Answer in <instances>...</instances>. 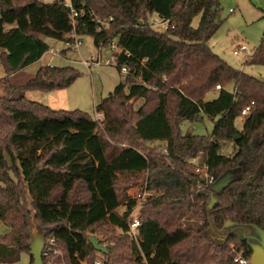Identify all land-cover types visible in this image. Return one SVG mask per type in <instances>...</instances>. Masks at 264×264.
I'll use <instances>...</instances> for the list:
<instances>
[{"label":"trees","instance_id":"obj_1","mask_svg":"<svg viewBox=\"0 0 264 264\" xmlns=\"http://www.w3.org/2000/svg\"><path fill=\"white\" fill-rule=\"evenodd\" d=\"M70 6L74 23L64 0H0V222L8 228L0 233V263L29 254L31 222L62 253L63 261L42 256L43 264H94L99 254L102 264H233L229 241L250 255L246 240L233 233L223 246L209 235H224L227 221L264 230V80L209 47L222 22L218 0H70ZM152 14L167 28L152 27ZM96 17L111 20L99 27ZM72 33L116 48L111 56L123 74L94 106L100 120L25 97L27 90L69 87L81 75L73 66L42 65L18 89L10 81L47 52L45 38L64 42ZM245 62L264 66V32ZM214 89L216 96L204 100ZM205 115L214 119L210 134L180 133L182 120ZM157 141L159 148L152 146ZM197 156L212 183L228 171L235 177L214 193L210 210L212 183L199 189L203 180L191 169ZM134 180L159 191L144 200L137 241L128 222L134 201L124 193ZM99 232L100 241L114 242L105 253L88 240Z\"/></svg>","mask_w":264,"mask_h":264},{"label":"rangeland","instance_id":"obj_2","mask_svg":"<svg viewBox=\"0 0 264 264\" xmlns=\"http://www.w3.org/2000/svg\"><path fill=\"white\" fill-rule=\"evenodd\" d=\"M43 2H52L54 0H41ZM64 3L69 4L70 0H64ZM218 17L222 21L219 29L213 35L208 45L211 50L219 55L223 60L229 63L231 66L243 70L245 73L250 74L258 79L264 80V66L247 64L245 62L248 57L245 52H240L238 55L232 53L233 50L238 49L241 44L247 46L248 50L252 54L255 48L261 42L264 32V0H218ZM160 18L156 14H152L149 17V22H159ZM198 23V17L194 18L192 25L196 26ZM161 29L159 27H155ZM82 44L70 51H62L67 53L66 57L61 54H52L50 50H60L63 48V42L57 41L51 38H45L49 43V50L36 62L28 65L21 71H18L10 76V81L15 89L20 88L26 84V81L36 72V70L46 64L65 66L70 65L76 68L81 75L67 88L55 90L53 92L44 93L37 90H27L24 95L30 100L38 101L50 106L53 109H66L73 110L78 109L83 112L94 116V106L101 101L120 81L122 74L118 71L115 63H110L112 49L110 46L100 47V51L94 45L91 36L83 35L80 36ZM92 56L98 58L97 64L87 65L84 63L85 60ZM5 76V73L0 65V78ZM3 89L0 86V94ZM216 96L215 89L209 92L204 100L208 101ZM214 119L208 116H203L202 119L189 121L182 120L179 125L181 134H198L208 135L212 131ZM235 125L238 128L242 126V118L235 120ZM161 142H154L153 147L159 148L162 146ZM193 172L194 168L191 166ZM130 181L133 182V177H129ZM119 180L125 182V177L120 176ZM135 181V180H134ZM125 188L124 193L129 199H133V195L137 190H141L145 187L142 185L144 182L132 183ZM201 189V188H199ZM154 195H158L159 191L152 189ZM149 196V195H148ZM147 196V197H148ZM146 197V198H147ZM129 200H125V204L120 205L116 208L118 213H123L126 210V203ZM144 203V202H143ZM142 203V205H143ZM135 207L133 215L140 219L141 208ZM184 219H182L183 221ZM34 227L39 226L34 223H30ZM29 224V226H30ZM6 226L0 222V233L1 230ZM41 229V228H40ZM6 232V231H5ZM115 235L120 234V230L115 229ZM95 236L100 240L103 238V233L90 234L89 236ZM223 235H219L222 237ZM130 238V237H129ZM105 247L110 244L114 245V242L100 241ZM227 242V241H226ZM225 242V243H226ZM227 247L234 244L233 241L226 243ZM225 245V244H224ZM223 246V245H222ZM96 259L102 260V255H97ZM30 256L26 252H22L19 259L13 263H0V264H29Z\"/></svg>","mask_w":264,"mask_h":264},{"label":"built area","instance_id":"obj_3","mask_svg":"<svg viewBox=\"0 0 264 264\" xmlns=\"http://www.w3.org/2000/svg\"><path fill=\"white\" fill-rule=\"evenodd\" d=\"M68 6L71 7L70 3L68 4ZM70 11H71L72 23H74L75 22L74 16L76 15V12L74 11V9L72 7L70 8ZM110 20H111V18L102 19L100 17H96V21L99 23V27L108 25ZM150 24L154 28L159 27L161 29H165V28H167L168 21L160 18L159 22H150ZM71 37H72V40L63 42V48L62 49H60L58 51L50 50L51 53L52 54H62V51L67 52V49L72 51V50L78 48L82 44V41H81L79 36L72 33ZM110 47L112 50L116 49L114 43H111ZM70 51H68V52H70ZM66 52H64V53H66ZM240 52H245L247 56L251 55L247 46L244 44H241L238 47V49H235L232 51V53L234 55H238ZM98 62H99L98 58H93L92 56H89V58L84 61V63L87 65L97 64ZM110 63H113V57L112 56L110 58ZM48 65H51V64H48ZM121 71L126 72V69L122 68ZM219 88H220V86L217 84L215 86V89H219ZM252 104H253V102H251L250 105H247L242 110L241 113L243 115L248 113L250 106ZM94 117H95V119L100 120V119H102V114L96 112V113H94ZM162 152L167 153L166 148H163ZM190 163L192 164L195 173L199 174L201 176V179L203 180V186H201V189L213 182V177L208 174L207 165L205 163L200 162L199 156L191 158ZM148 195L152 196V195H154V192L151 190H148L145 186L141 190H137L136 193L132 197L133 198L132 200L134 201V206L132 207L131 212L128 216V222H129V235L135 241H137V237H138V227L140 225V220L138 217L133 215V210L135 207H140ZM229 248L233 253V255H232L233 264H251L250 255L247 254L242 248H238L234 244H231ZM52 255L60 256V260L63 261L62 253L59 250L57 243L55 242L54 238L50 237L48 239H45L44 247L42 250V256H45L48 258L49 256H52ZM94 264H102V260L96 259L94 261Z\"/></svg>","mask_w":264,"mask_h":264},{"label":"water","instance_id":"obj_4","mask_svg":"<svg viewBox=\"0 0 264 264\" xmlns=\"http://www.w3.org/2000/svg\"><path fill=\"white\" fill-rule=\"evenodd\" d=\"M216 6L212 8L214 11ZM258 171L249 178V181L253 180L257 175ZM234 173L232 171L226 172L224 175L219 177L214 183H212L209 195L210 202L208 210L212 209L216 203L214 193L222 191L229 183L234 179ZM223 231L226 232L222 237L217 235L209 234L212 243L216 246H222L227 241L228 235L233 233L237 236L239 241L246 240L250 248V261L251 264H264V230L255 224L239 225L232 221H227L224 224ZM29 255L32 256L31 264H43L42 250L45 242V231L34 227L30 224L29 226ZM91 245L96 251L105 253L106 247L103 245L98 238L91 235L88 238Z\"/></svg>","mask_w":264,"mask_h":264},{"label":"crops","instance_id":"obj_5","mask_svg":"<svg viewBox=\"0 0 264 264\" xmlns=\"http://www.w3.org/2000/svg\"><path fill=\"white\" fill-rule=\"evenodd\" d=\"M66 4V3H65ZM66 5H68V4H66ZM98 48V50L100 51V47H97ZM63 57H66V55H67V53H63V54H61ZM51 92H53V91H51ZM44 93H49V92H44ZM158 142V141H157ZM7 227L6 228H3L1 231L2 232H5V231H7Z\"/></svg>","mask_w":264,"mask_h":264}]
</instances>
